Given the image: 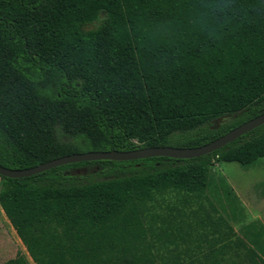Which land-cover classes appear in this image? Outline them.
Segmentation results:
<instances>
[{
    "label": "trees",
    "instance_id": "obj_1",
    "mask_svg": "<svg viewBox=\"0 0 264 264\" xmlns=\"http://www.w3.org/2000/svg\"><path fill=\"white\" fill-rule=\"evenodd\" d=\"M263 112L264 0H0L4 167L196 147ZM263 157L264 124L197 157L0 175V206L35 264H264L262 223L239 235L209 199L210 210L188 207L210 187L212 165ZM87 165L104 178L69 172ZM166 190L187 196L189 213L147 211Z\"/></svg>",
    "mask_w": 264,
    "mask_h": 264
},
{
    "label": "rangeland",
    "instance_id": "obj_2",
    "mask_svg": "<svg viewBox=\"0 0 264 264\" xmlns=\"http://www.w3.org/2000/svg\"><path fill=\"white\" fill-rule=\"evenodd\" d=\"M230 116H224L212 121L211 126H218L223 121H226ZM100 168L97 165L79 166L70 169V173L82 175V181L98 180L104 178L103 174L99 173ZM210 176L212 183L205 191L204 196L198 199L192 197L189 210H196L198 204L201 203L204 208L210 210L207 199L211 201L217 210V215L220 214L226 218L229 224L239 235L240 227L251 221L262 223L264 225V157L260 158L257 163L252 166H242L237 162H218L211 166ZM231 189L236 203L233 204L225 195V186ZM206 197V198H205ZM236 197V198H235ZM183 198H187L182 193H177L172 190H166L157 194L156 200L147 205L149 212L157 211L166 214L169 212L168 207L173 206L177 210L189 213L188 209H184ZM234 207L233 209L231 208ZM1 208V206H0ZM202 210L198 216H202ZM5 216V215H4ZM7 219V217H6ZM8 222V220H6ZM10 224V223H9ZM0 219V249L4 245L7 247L13 246V241L8 232V225ZM11 225V224H10ZM191 244V243H189ZM11 251H6L0 255V259L6 258ZM12 253V252H11Z\"/></svg>",
    "mask_w": 264,
    "mask_h": 264
},
{
    "label": "water",
    "instance_id": "obj_3",
    "mask_svg": "<svg viewBox=\"0 0 264 264\" xmlns=\"http://www.w3.org/2000/svg\"><path fill=\"white\" fill-rule=\"evenodd\" d=\"M264 124V112L241 123L212 141L196 147H173V146H150L140 147L133 150H108L77 152L50 159L35 166L24 169H10L0 165V175L11 178H21L40 173L53 167L95 160L126 161L154 156H166L172 158H191L210 153L240 135Z\"/></svg>",
    "mask_w": 264,
    "mask_h": 264
},
{
    "label": "crops",
    "instance_id": "obj_4",
    "mask_svg": "<svg viewBox=\"0 0 264 264\" xmlns=\"http://www.w3.org/2000/svg\"><path fill=\"white\" fill-rule=\"evenodd\" d=\"M4 212L2 210V208H0V219L4 222V223H7L9 224V220L6 219V216H4ZM8 220V222L6 221ZM8 232L10 234V237L13 241V246H10V247H7V246H3L1 247L0 249V255L5 253L6 251H11L10 254L6 257V258H2L0 259V264L4 263L5 261L9 260V259H12L14 257H16V255L18 253L22 254L23 257L25 258V260L27 261V264H35L33 262V260L31 259V257L29 256L25 246L22 244L20 238L18 237L16 231L14 230V228L12 227V225H8Z\"/></svg>",
    "mask_w": 264,
    "mask_h": 264
}]
</instances>
